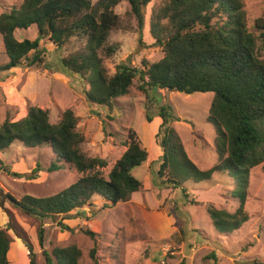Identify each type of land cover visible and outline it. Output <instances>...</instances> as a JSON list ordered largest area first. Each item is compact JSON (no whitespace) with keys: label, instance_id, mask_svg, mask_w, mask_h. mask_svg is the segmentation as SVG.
I'll use <instances>...</instances> for the list:
<instances>
[{"label":"trees","instance_id":"16d2710c","mask_svg":"<svg viewBox=\"0 0 264 264\" xmlns=\"http://www.w3.org/2000/svg\"><path fill=\"white\" fill-rule=\"evenodd\" d=\"M122 1L22 0L18 6L9 7L0 13V35L8 58L0 69L20 66L23 61L27 65L42 64L45 49L39 42L45 37L58 49L75 40L80 47L60 62L63 71L87 85L84 97L89 104L110 109L114 100L129 92L135 78L148 102L154 101L151 91L157 89L186 94L212 92L205 121L214 129L217 162L208 169L198 168L171 126L180 118L173 115L170 105L162 104L155 114L160 118L155 133V143L160 147L157 169L153 170V162L148 168L153 182L165 188H180L185 198L183 184L188 179L195 183L209 181L214 173L232 176L235 188L229 196L236 207L229 210L206 206L214 229L219 234H229L248 220L244 203L251 168L261 165L264 172V59L259 55V45L264 46V17H256L249 24L243 0H165L150 27L163 56L151 63L142 60L137 67L120 63L110 75L103 60L118 50V45L108 38L121 24L114 8ZM125 1L127 13L141 26L143 10L153 0ZM32 25L37 37L16 39V30ZM145 119L151 122L152 114L146 112ZM184 122L193 126L187 119ZM15 142L47 150L49 158L46 166L37 159L29 173L11 172L15 176L31 179L39 171L51 172L64 166L82 173L69 186L49 196L25 194L16 198L6 194L12 205L38 220L41 246L45 220H57L62 230L73 231L61 220L71 218L76 209L94 205L93 197H99L102 206L111 207L143 188V182L132 171L147 162L148 152L133 131L128 133L126 149L106 174L102 170L106 160L84 151V136L77 129V118L71 109H65L55 123L50 122L47 110L34 105L18 120L4 119L0 124V152ZM0 167L7 169L1 160ZM9 229L27 248L28 264H37L31 244L22 230L13 226L11 218L7 225L0 226V264H9ZM82 231L92 238L96 235L88 228ZM43 256L45 264H79L81 250L75 244L55 246L44 250ZM210 257L216 264V256L211 253L207 258Z\"/></svg>","mask_w":264,"mask_h":264},{"label":"rangeland","instance_id":"374dc122","mask_svg":"<svg viewBox=\"0 0 264 264\" xmlns=\"http://www.w3.org/2000/svg\"><path fill=\"white\" fill-rule=\"evenodd\" d=\"M22 0H0V13ZM96 0H92L94 3ZM165 0H153L143 10V24L129 15L128 4L120 2L114 11L121 24L111 31L108 41L116 43L118 50L103 60L108 74L116 65L127 63L140 66L142 60L151 63L163 56V49L150 33L151 22ZM251 24L256 17H264V0H243ZM163 20L162 22H164ZM18 40L34 39V25L14 32ZM44 48L43 62L39 65L0 69V124L4 119L18 120L26 114L29 106L48 111L52 123L59 121L65 109H71L77 118V129L84 136L83 149L88 156L106 160L102 169L108 173L114 162L126 149L129 131L135 132L140 144L149 156L145 164L132 173L143 182V188L131 194L125 202L111 207L102 206L95 196L91 207L72 211V217L61 220L73 231L62 230L57 220H45L44 244L38 243L39 222L26 215L7 199L6 194L20 198L25 194L43 197L55 194L69 186L82 175L73 167L64 166L56 171H39L35 178L15 176L11 172L29 173L37 159L47 165V150L25 147L13 143L0 152V160L7 169L0 167V226L11 218L13 226L21 229L35 253L36 263L45 264L43 251L55 246L75 244L81 250L79 264H213L207 258L211 253L216 264H264V172L261 165L250 170L244 209L248 220L229 234H219L206 213V206L233 210L236 202L229 196L235 188L234 178L224 173H214L209 181L186 180L180 188H165L152 181L148 168L157 169L160 147L155 143L160 118L155 116L158 105H170L179 120L171 126L180 136L190 159L200 169H208L217 162L213 126L205 121L213 97L212 92L186 94L166 89L152 90L153 102L133 79L129 92L112 102L111 108L99 107L85 101V85L76 75L63 71L60 59L78 49L79 43L71 40L62 48H56L45 37L39 42ZM259 55L264 59V46L259 45ZM130 55V60L126 61ZM0 35V67L7 62ZM147 105V110L145 106ZM152 114L147 122L145 114ZM192 122L193 126L184 122ZM158 152V153H157ZM159 186V187H158ZM88 228L96 235L92 238L83 233ZM8 234L12 241L7 260L9 264H28V251L13 229ZM92 252V256L90 252ZM259 262V263H256Z\"/></svg>","mask_w":264,"mask_h":264},{"label":"built area","instance_id":"2783aa9c","mask_svg":"<svg viewBox=\"0 0 264 264\" xmlns=\"http://www.w3.org/2000/svg\"><path fill=\"white\" fill-rule=\"evenodd\" d=\"M157 264H165V263H164V261H163V259H162V260H160Z\"/></svg>","mask_w":264,"mask_h":264},{"label":"water","instance_id":"95a60500","mask_svg":"<svg viewBox=\"0 0 264 264\" xmlns=\"http://www.w3.org/2000/svg\"><path fill=\"white\" fill-rule=\"evenodd\" d=\"M130 57H131V56H130V55H128V56H127V59H126V61H129V60H130Z\"/></svg>","mask_w":264,"mask_h":264},{"label":"crops","instance_id":"0c3cea01","mask_svg":"<svg viewBox=\"0 0 264 264\" xmlns=\"http://www.w3.org/2000/svg\"><path fill=\"white\" fill-rule=\"evenodd\" d=\"M159 123H160V122H159ZM158 125H159V124H158ZM157 153H158V152H157ZM158 155H160V154L158 153L157 156H158ZM148 156H149V154H148ZM151 162H153V161H151ZM144 164H145V163H144Z\"/></svg>","mask_w":264,"mask_h":264}]
</instances>
